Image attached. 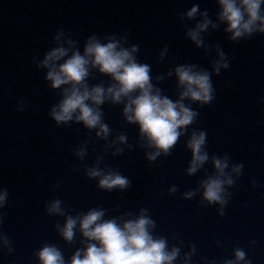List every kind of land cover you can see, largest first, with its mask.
Instances as JSON below:
<instances>
[{"label":"water","instance_id":"obj_1","mask_svg":"<svg viewBox=\"0 0 264 264\" xmlns=\"http://www.w3.org/2000/svg\"><path fill=\"white\" fill-rule=\"evenodd\" d=\"M193 3H199L201 10L207 8L215 19V0H0V186L10 194L9 204L3 209L7 216L2 230L12 238L16 249L11 255L0 252V264H38L32 253L44 241L58 244L66 259L80 246L78 240L66 244L53 228L57 220L63 223V217L48 216L44 210V202L56 197L70 209L86 211L100 205L109 209L110 216L119 214L112 211L116 204L121 205L120 211L148 207L158 224L157 233L172 243L173 234L184 239L182 252L188 250V242L196 245L194 264H201L200 257H230L236 245L245 247L253 264H264V123H256L264 109L260 99L264 96V34L237 44L228 40L222 25L220 30L205 35L206 42L221 44L231 66L212 76L216 88L213 103L192 105L200 112L193 127L207 132L210 153L227 152L234 162L245 165L224 217L217 214L216 206H199V196L183 198L182 193L195 187L204 175L184 174L190 159L184 137L172 155L162 156L151 165V171L144 150L138 147L116 157L106 154L105 161L132 181L131 188L122 193L99 189L96 180L88 179L83 170L72 172L73 164L79 163L72 148L86 138L88 130L82 124L55 125L48 111L59 97L47 86L43 70L32 63L34 55L42 58L53 46L57 28L70 31L81 47L92 33L105 35L128 29L130 43L139 45L138 57L152 66L153 76L181 63H198L210 69L209 59L215 56V50L206 57L203 48L197 49L185 37L178 18V13ZM185 23L191 26L194 22ZM165 44L169 45L168 54L158 63ZM100 79L107 81L108 77L98 74L91 83ZM159 86L176 98L175 76ZM20 98L28 103L24 111L17 112ZM104 111L113 135L125 131L134 142L138 127L124 123L121 106L106 104ZM104 143L95 142L97 152ZM92 147L90 142L85 158L89 165L97 154ZM253 178L261 187L252 188ZM58 181L59 187L53 188ZM172 184L179 191L168 194ZM251 239L257 241L254 250L248 246ZM216 240L223 241L227 249L217 247Z\"/></svg>","mask_w":264,"mask_h":264},{"label":"clouds","instance_id":"obj_2","mask_svg":"<svg viewBox=\"0 0 264 264\" xmlns=\"http://www.w3.org/2000/svg\"><path fill=\"white\" fill-rule=\"evenodd\" d=\"M215 3V19L207 8L201 10L199 3L178 13L185 37L197 49L203 48L206 57L215 50V56L209 59L210 69L198 63H181L153 76L152 66L138 57L139 45L130 43L128 29L105 35L92 33L81 47L80 40L73 38L70 31L57 28L52 36L53 46L42 58L32 57L35 67L43 70L47 86L59 97L48 111L55 125L82 124L88 130L86 138L72 148L79 161L73 164L72 172L83 170L88 179L96 180L99 189L122 193L131 188L132 181L105 161L106 154L110 152L116 157L125 154L126 149L131 152L138 147L144 150L151 171V165L162 156L172 155L184 137V148L190 152L184 174L191 177L203 172L204 175L197 179L195 187L182 193L183 198L191 200L199 196V206H216L219 216L226 215L225 209L245 165L242 161L234 162L227 152L221 155L209 152L207 132L193 127L200 112L192 105H211L216 99L212 76H219L222 70L231 66L221 44L206 42L205 35L220 30L222 25L228 40L237 44L264 34V0H215ZM185 21L194 23L189 26ZM168 51L169 45L165 44L159 52L158 63L164 61ZM98 74L108 77L107 81L100 79L91 83ZM173 76L175 99L159 86ZM260 99L264 102V96ZM27 103L20 98L15 111H24ZM106 104L121 106L124 123L138 127L134 142L129 141L125 131L113 135L114 129L105 122ZM256 123H264V109ZM97 140L105 142L99 152L95 147ZM90 142L92 152L97 153L91 165L85 162ZM59 184L58 181L52 187L57 188ZM250 184L253 189L261 187L255 178ZM177 191L179 188L175 184L167 189L168 194ZM9 195L8 189L0 186V252L11 255L16 251L14 241L2 230L7 216L3 209L9 204ZM244 206L247 207V203ZM120 208L121 205L116 204L112 211L119 214L110 216L109 209L100 205L81 211L70 209L58 197L46 200V214L63 217V223L57 220L53 224L57 235L68 245L76 244L78 240L80 246L66 259L58 244L44 241L32 255L38 264H194L196 245L188 242V250L182 252L184 239L173 234L175 242L172 243L167 236L157 233L158 224L148 207L141 206L136 211H120ZM215 244L227 249L221 240H216ZM256 244L255 239L248 241L252 250ZM200 261L201 264H253L245 247L240 245L231 248L230 257L220 260L200 257Z\"/></svg>","mask_w":264,"mask_h":264}]
</instances>
